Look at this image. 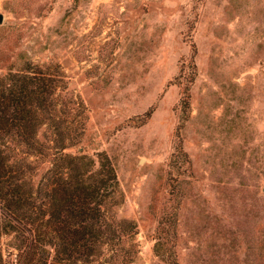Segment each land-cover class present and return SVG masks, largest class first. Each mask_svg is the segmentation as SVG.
Returning a JSON list of instances; mask_svg holds the SVG:
<instances>
[{
    "label": "rangeland",
    "instance_id": "374dc122",
    "mask_svg": "<svg viewBox=\"0 0 264 264\" xmlns=\"http://www.w3.org/2000/svg\"><path fill=\"white\" fill-rule=\"evenodd\" d=\"M0 13V74L26 61L62 74L83 126L69 150L108 155L107 214L136 223L94 264H264V0H0ZM12 235L0 264L25 253Z\"/></svg>",
    "mask_w": 264,
    "mask_h": 264
},
{
    "label": "trees",
    "instance_id": "16d2710c",
    "mask_svg": "<svg viewBox=\"0 0 264 264\" xmlns=\"http://www.w3.org/2000/svg\"><path fill=\"white\" fill-rule=\"evenodd\" d=\"M62 79L28 61L0 74V260L2 237L13 234V247L25 250L20 264H94L117 232L137 231L107 214L119 185L108 155L69 150L83 126L74 118L80 103L59 91ZM41 128L50 134L41 138Z\"/></svg>",
    "mask_w": 264,
    "mask_h": 264
},
{
    "label": "water",
    "instance_id": "95a60500",
    "mask_svg": "<svg viewBox=\"0 0 264 264\" xmlns=\"http://www.w3.org/2000/svg\"><path fill=\"white\" fill-rule=\"evenodd\" d=\"M2 14L0 13V19H2ZM261 189H262V191L264 192V184H263V186L261 187Z\"/></svg>",
    "mask_w": 264,
    "mask_h": 264
}]
</instances>
